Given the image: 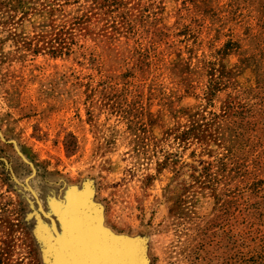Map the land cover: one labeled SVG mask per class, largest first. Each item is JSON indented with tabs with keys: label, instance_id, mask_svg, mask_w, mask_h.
Instances as JSON below:
<instances>
[{
	"label": "rangeland",
	"instance_id": "rangeland-1",
	"mask_svg": "<svg viewBox=\"0 0 264 264\" xmlns=\"http://www.w3.org/2000/svg\"><path fill=\"white\" fill-rule=\"evenodd\" d=\"M54 225L264 264V0H0V264H69Z\"/></svg>",
	"mask_w": 264,
	"mask_h": 264
},
{
	"label": "bare ground",
	"instance_id": "bare-ground-1",
	"mask_svg": "<svg viewBox=\"0 0 264 264\" xmlns=\"http://www.w3.org/2000/svg\"><path fill=\"white\" fill-rule=\"evenodd\" d=\"M53 231L57 236L56 242L59 245V247L63 250L66 257L68 258L69 264H73L74 263L73 258L69 254L67 255V253H66L67 251H69V249L62 242L61 237L59 235L60 232L58 233L56 231L55 225L53 226ZM96 244H97L96 247L101 252V254L98 257V261L96 262V264H133L137 259V256L135 254H133L132 248L128 244L114 243V242H110V241L108 242L106 240L98 241V239H96ZM108 253H111L110 257L105 256Z\"/></svg>",
	"mask_w": 264,
	"mask_h": 264
},
{
	"label": "water",
	"instance_id": "water-1",
	"mask_svg": "<svg viewBox=\"0 0 264 264\" xmlns=\"http://www.w3.org/2000/svg\"><path fill=\"white\" fill-rule=\"evenodd\" d=\"M82 236L80 237L79 239V243L81 245V249L82 250V256H75V257L71 254L70 251H67V255L69 254L73 260H74V263L73 264H77V260H84V264L86 263V259H87V254L91 255V254H94L96 255L97 257H99V255L101 254L100 250L96 248V245L95 244H92L90 239L86 238V235L83 234V232H81ZM94 252V253H93ZM105 256H108L110 257L111 256V253H108L106 254ZM112 261V260H111ZM144 256L143 254L141 253L140 250H138V254H137V259L136 261L133 263V264H144Z\"/></svg>",
	"mask_w": 264,
	"mask_h": 264
}]
</instances>
